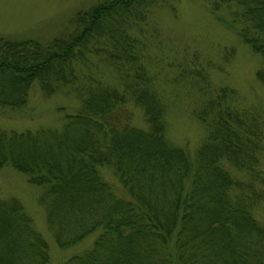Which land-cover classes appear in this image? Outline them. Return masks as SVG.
I'll use <instances>...</instances> for the list:
<instances>
[{
	"label": "trees",
	"instance_id": "1",
	"mask_svg": "<svg viewBox=\"0 0 264 264\" xmlns=\"http://www.w3.org/2000/svg\"><path fill=\"white\" fill-rule=\"evenodd\" d=\"M150 1L97 0L46 42L0 35V106H23L33 81L44 93L73 84L80 100L57 126L0 128V166L41 187L58 246L92 234L61 264H264V215L253 211L264 199L263 122L195 65L190 82L204 98L194 115L206 132L191 154L167 139L157 72L133 31ZM206 3L258 53L264 82V0ZM101 41L108 78L79 70ZM128 99L141 107L139 124ZM0 264H50L46 240L13 196L0 197Z\"/></svg>",
	"mask_w": 264,
	"mask_h": 264
},
{
	"label": "rangeland",
	"instance_id": "2",
	"mask_svg": "<svg viewBox=\"0 0 264 264\" xmlns=\"http://www.w3.org/2000/svg\"><path fill=\"white\" fill-rule=\"evenodd\" d=\"M95 1L0 0V35L49 41L68 31L73 26L76 11ZM220 11L211 12L206 0H151L146 4L143 18L133 27L139 45L137 52L142 47V53H147L144 57L147 60L152 57L153 66L151 61L146 64L157 72L156 88L166 104V137L174 144L184 145L190 154L206 132L205 125L194 115V109L204 98L198 83L190 82L194 78L189 76V71L195 65L205 71L209 87L231 85L235 91L233 99L258 115L264 132V82L255 74L260 57L220 22ZM101 43L97 54H87L89 57L81 62L79 70L95 69L101 72L100 76L108 78L110 73L100 57L103 55ZM231 47L232 53H227L226 49ZM79 102L73 84L62 83L52 92L44 93L37 81H33L23 106H0V128L19 131L57 126L62 114L73 112ZM127 106L132 111L131 121L139 124L142 119L140 105L128 99ZM262 150L259 166L264 176V136ZM102 171L104 177L114 181L115 176L108 168L102 167ZM262 186L264 188V184ZM40 193L41 187L30 183L25 174L9 165L0 166V197L13 196L20 201L34 228L46 240L49 263L61 264L66 257L88 245L92 234L78 243L58 246L45 219ZM253 211L264 215V199Z\"/></svg>",
	"mask_w": 264,
	"mask_h": 264
}]
</instances>
